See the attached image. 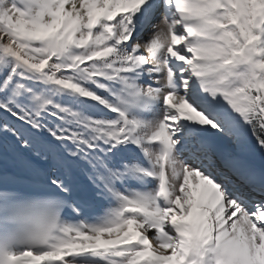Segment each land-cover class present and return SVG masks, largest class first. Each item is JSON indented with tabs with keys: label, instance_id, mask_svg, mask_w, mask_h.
Returning <instances> with one entry per match:
<instances>
[{
	"label": "snow or ice",
	"instance_id": "6c2138e0",
	"mask_svg": "<svg viewBox=\"0 0 264 264\" xmlns=\"http://www.w3.org/2000/svg\"><path fill=\"white\" fill-rule=\"evenodd\" d=\"M0 264H264V0H0Z\"/></svg>",
	"mask_w": 264,
	"mask_h": 264
}]
</instances>
